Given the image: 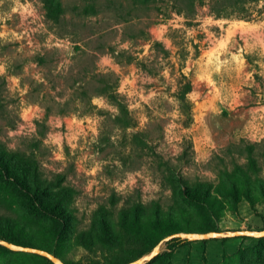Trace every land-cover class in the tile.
Listing matches in <instances>:
<instances>
[{
    "label": "rangeland",
    "instance_id": "374dc122",
    "mask_svg": "<svg viewBox=\"0 0 264 264\" xmlns=\"http://www.w3.org/2000/svg\"><path fill=\"white\" fill-rule=\"evenodd\" d=\"M54 1L58 22L46 0H0V155L36 173L40 198L59 202L67 224L59 231L0 179V230L50 245L64 264L141 258L151 238L126 213L198 217L182 193L197 184L221 201L217 231L263 230L264 0L221 18L210 0ZM232 177L236 197L220 194ZM90 230L100 239L81 243ZM167 242L143 264H222L223 254L225 264H264V237ZM11 251L0 248V264H43Z\"/></svg>",
    "mask_w": 264,
    "mask_h": 264
},
{
    "label": "trees",
    "instance_id": "16d2710c",
    "mask_svg": "<svg viewBox=\"0 0 264 264\" xmlns=\"http://www.w3.org/2000/svg\"><path fill=\"white\" fill-rule=\"evenodd\" d=\"M188 1H191V4L194 5L193 0ZM249 1L259 0H210V9L216 18L226 17L221 14L220 10L234 5H243L248 3ZM46 3L48 4L47 6L49 15L52 16V18L56 22H58L62 15V9L60 5L54 0H46ZM179 81L180 89L178 90L177 98L180 102V107L182 111L185 114H189L190 105L187 100V95L191 91V82L183 73H181ZM106 91L107 90H105L104 92ZM186 124H188V122ZM135 139L140 140L139 134H135ZM13 156L14 155H8L4 157L0 155V179L11 183L13 187L19 189L20 192H24L23 195L27 198L28 205L37 210L38 212L48 216L52 221L57 222V224L59 225V231H62L67 224V219L65 218L66 214L63 207H61V205L57 201L44 200L40 198L37 190H41L40 185L42 184V182L40 181V179H38L36 173H29L26 168H22L15 160H13ZM243 175H245V173H243ZM177 179L180 181L179 176L177 177ZM231 187V191L224 189L226 191H222V193L220 194L236 197L237 191L239 192V188L236 183L235 177L231 178ZM245 189L246 191L249 190L248 188ZM260 192H264L263 187L260 188ZM182 193L183 196L193 204L196 209V216L198 217H193L192 215L190 216L186 213L162 211L160 210L159 206H157L156 208H152L150 212L148 210L143 211L140 210L139 205L132 206V213L128 212L126 213V216H124L123 220L125 222H128L126 219L127 216H132L131 219L136 228H139L140 232L146 233L147 236L151 238L149 246L143 254H148L151 250H153L154 247L158 244V242L163 240L164 236H170L175 233H189L194 231H198V233L217 231L215 227V218L219 208L222 205L221 201L217 200L215 195H210V191L208 189H203V186L199 184L192 187V190L190 191L189 188L186 187V189H184ZM44 194L47 195V193L45 192ZM165 223L167 224V229ZM103 228L104 230L102 231V233L104 235V238L110 239L111 233L109 227L107 225H103ZM4 232L0 230V240L7 241L18 246L44 249L49 253H52L57 258L60 257L59 254L55 251V249L51 248L50 245L42 244L35 246L33 244H29V242H26L20 238H17L14 234L11 235L9 231ZM94 233L96 232L91 230L87 235L80 233L77 236V239L80 240L81 243L82 241L85 242L89 239H100V236L97 237ZM157 234H159L161 237H155L154 239V236H156ZM237 238L247 239L250 237ZM231 239L234 238L210 239L204 241L200 240L197 242L207 243L208 241L212 240H220L226 242ZM257 240H263V237L257 238ZM193 243H196V241H188L187 239L182 238H173L169 240L166 244L167 246H170L171 250H175L185 246H189ZM0 248L5 251L12 252L8 248H5L1 245ZM27 255H31L33 257L41 259L43 264H53L51 261L40 255L32 253H28ZM141 255L142 254L138 255L137 257H126L127 255H125L124 257H126V259H124L123 261H117L112 264H127L137 260V258H139ZM243 255L244 251L242 247H239V249L237 250V257L241 259ZM222 260V264H225L226 262H230V257L226 258L225 254H223Z\"/></svg>",
    "mask_w": 264,
    "mask_h": 264
},
{
    "label": "water",
    "instance_id": "95a60500",
    "mask_svg": "<svg viewBox=\"0 0 264 264\" xmlns=\"http://www.w3.org/2000/svg\"><path fill=\"white\" fill-rule=\"evenodd\" d=\"M237 237L262 238L264 237V229L260 231L234 230V231H210V232H204V233H198V232L175 233V234H172L164 238L162 241H160L148 255H145L144 257H141L127 264H143L147 261H150L158 254L160 245L163 242L169 241L173 238H182V239H187L188 241H200V240L237 238ZM0 245L10 250L40 255L42 257H45L49 261H51L53 264H64L59 258L54 256L52 253H49L48 251L40 249V248L18 246V245H15L13 243H10L4 240H0Z\"/></svg>",
    "mask_w": 264,
    "mask_h": 264
},
{
    "label": "crops",
    "instance_id": "0c3cea01",
    "mask_svg": "<svg viewBox=\"0 0 264 264\" xmlns=\"http://www.w3.org/2000/svg\"><path fill=\"white\" fill-rule=\"evenodd\" d=\"M201 243H202V242H201ZM203 244H204V246H205L206 243H203Z\"/></svg>",
    "mask_w": 264,
    "mask_h": 264
}]
</instances>
